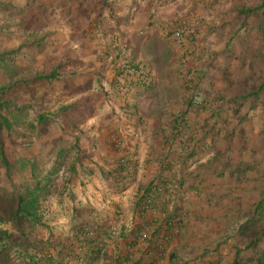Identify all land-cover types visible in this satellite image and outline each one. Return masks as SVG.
<instances>
[{
    "label": "crops",
    "instance_id": "obj_1",
    "mask_svg": "<svg viewBox=\"0 0 264 264\" xmlns=\"http://www.w3.org/2000/svg\"><path fill=\"white\" fill-rule=\"evenodd\" d=\"M108 5L98 12L84 6L77 18L56 20L44 47L26 55L27 65L34 62L37 71L55 74L50 79L54 88L37 89L33 97L20 87V98H28L30 104H50L45 113L59 119L48 120L44 135L30 140L28 154L25 151L19 157L36 159L43 173L53 170L60 149L77 145L79 159L72 173L64 169L58 176H44L55 181L43 203L44 225L28 231V240L20 238L17 246L29 252L50 251L53 261L45 264H67V251L80 247L76 235L83 228L94 231L96 241L83 261L74 264H123L126 257L127 264H215L222 251L220 255L214 252L219 240L212 230L221 226V220L206 218L216 194L229 187L230 174L225 178L211 174L207 162L214 157L224 161L222 153L229 148L230 137L222 122L216 124L211 111L202 108L207 95L197 99L199 108H188L191 94L186 88L189 79L203 76L191 72L200 71L201 50L211 49L208 42L198 40L205 36L201 27L205 29L211 17L221 14L223 6L214 5L211 10L204 0H108ZM171 26L181 31V41L173 40L174 32L167 30ZM123 47L151 75L145 88L128 95L119 91L115 79L122 71L107 61L109 55L117 58ZM22 57L17 63L21 68L27 62ZM195 81L205 87L208 80ZM229 115L221 110V117ZM183 116L187 128L174 138L172 122ZM234 144L239 149L240 144ZM194 149L198 154L186 161V153ZM122 158L137 164L136 173L124 184L111 175ZM168 161L173 162L182 183V192L168 214L177 211L181 227L150 226L152 242L134 243L144 221L136 208L137 192L160 178ZM251 163L245 156L233 161L232 167ZM32 177L0 176V191L13 186L21 191ZM119 216L123 225L118 236L111 238L105 231ZM4 228L17 234L11 225Z\"/></svg>",
    "mask_w": 264,
    "mask_h": 264
},
{
    "label": "rangeland",
    "instance_id": "obj_2",
    "mask_svg": "<svg viewBox=\"0 0 264 264\" xmlns=\"http://www.w3.org/2000/svg\"><path fill=\"white\" fill-rule=\"evenodd\" d=\"M204 1L211 5V10L212 6L221 5L223 11L216 16L212 13L211 16L215 17H211L204 25L205 29L201 27L205 36L198 40L208 42L211 49L201 50V57L198 60L201 64L197 66L200 71L191 72L203 75L197 77L201 80H208L205 87L199 82L202 95L210 93L215 100H223L229 98L231 93L239 95V90H243L242 82L253 78L252 74H264L263 62L256 61L251 64L249 58L242 59L245 47L261 48L264 51V34L259 36L252 29L258 19L248 18L245 27L243 25L245 18L234 10L239 5L257 7L262 0ZM106 5V0H0V89L4 90L0 102L9 104L3 108L1 114L11 118L13 125L11 129L4 128L1 133L7 159L13 168L8 173L0 165V176H31V166L22 168V162L28 160L37 162L36 159L27 155L19 156L25 151L28 154L30 140L39 134L44 135L46 124L38 122L39 116H45L46 123L48 120L59 119L56 115L55 118L54 115L45 113L50 104L46 105L43 101L30 104L28 98L26 101L20 98L22 94L20 87L25 88L26 96L33 97L37 89L54 88L50 79H39L40 76H46L45 69L37 71L34 62L30 66L27 65L29 60L26 55L30 56L32 50L44 47L50 28L56 20L75 19L81 15L84 6L96 8L98 12ZM78 10L81 13H78ZM213 12L215 13L216 9H213ZM167 30L172 34L176 28L171 26ZM23 55L27 62L26 66L21 68L17 63L23 60ZM58 88L59 85H56V89ZM221 110L231 112L229 115L231 120L236 113L235 107L225 101ZM231 125L235 126L232 122ZM261 135H264V109L256 107L249 112L247 120L237 127L235 135L229 136L230 146L222 153L225 156L224 163L244 160L245 156L253 162L252 154L261 150ZM234 142L236 145L240 144L239 149L234 147ZM39 168L43 172L40 165ZM257 177L251 174L249 176L230 174L227 181L229 187L216 194L214 204L208 209L206 219L213 222L221 220V226L212 230V236L218 237L219 240L217 248L214 250V245L208 250H214L219 255L222 251L220 259L215 264H233L238 249L243 250L240 256L243 264H258L261 254L264 253V238L251 249H247L251 240L257 237L258 229L264 227L262 212H259L262 216L258 214L254 223L245 227L243 232L240 231L241 224L252 218L257 202L263 198L264 176Z\"/></svg>",
    "mask_w": 264,
    "mask_h": 264
},
{
    "label": "trees",
    "instance_id": "obj_3",
    "mask_svg": "<svg viewBox=\"0 0 264 264\" xmlns=\"http://www.w3.org/2000/svg\"><path fill=\"white\" fill-rule=\"evenodd\" d=\"M107 5L103 9L109 7L108 0H106ZM236 13L245 18L244 26L247 24V20L250 17H256L258 21L252 27L259 36L264 34V0L257 7H245L236 6L234 8ZM111 17L112 15V10ZM103 12L101 18L103 17ZM246 27V26H245ZM244 48V56L242 59H250L251 64L256 61L264 63V51L261 48L251 49ZM249 55V56H248ZM122 53H119L118 58H121ZM130 63H134L136 59L132 56ZM252 72V70H250ZM254 77L248 81L242 82L243 90H239V95L230 94L229 98H224L223 100H215V98L209 93L206 94L208 97L204 99L201 103L202 108L210 110L212 118H216V124L222 122V129L226 131L228 136L235 135L236 129L242 123H244L249 115V112L256 107H262L264 109V74H252ZM200 76V75H199ZM198 76V77H199ZM55 74H50L46 76H40L39 79H53ZM191 78L189 79L190 85L187 86L186 90L191 94V98L188 101V108H199L197 105V99L202 95L201 86L198 81ZM147 86V85H146ZM145 86V87H146ZM144 87V88H145ZM4 93V90L0 89V96ZM214 93V92H213ZM215 94V93H214ZM212 96V97H211ZM226 102L235 107L236 113L232 120L227 117H221L222 103ZM9 104L5 102H0V165L10 173L12 170V165L7 159L3 142L1 139V133L4 128H12V119L8 116L2 115L1 112L3 108L8 107ZM187 112L184 113L186 115ZM47 119L45 116L41 115L38 118L40 124L46 123ZM231 122L235 124L231 125ZM216 127V125L214 126ZM187 128L186 118L179 117L174 119L172 122V130L174 138L180 136L183 131ZM221 129H219L220 131ZM185 135V134H184ZM41 134L38 135L40 137ZM261 150L255 151L252 155L254 156V161L248 167L240 166L238 169H233L232 163L227 164L221 161L220 158L214 157L207 162L208 172L216 176H225L228 172L231 175L237 176H249L248 173L251 172L253 176H264V135L260 137ZM198 153L196 150L189 151L186 153V161L193 159ZM77 156V157H76ZM79 149L77 145L70 149H60L54 160V168L49 173L41 172L39 165L35 161L22 162V168H27L31 166V176L30 180H26L25 187L23 190L19 191L17 187L13 186L11 189L0 191V264H45L47 262L53 261V254L50 251H46L43 248H38L32 252L21 248L19 245L20 238H25L27 241V232L32 231L36 226L44 225V210L43 203L47 200L51 194L52 186L55 181L52 179H47L44 176H58L62 170L64 173L67 171L72 173L75 171V164L79 159ZM76 158V159H75ZM75 160V162H74ZM74 162V163H73ZM66 164H68L66 166ZM137 164L130 158H122L116 163V167L112 170V177L121 184H124L129 178L133 177L136 173ZM65 176V175H64ZM155 182L151 183L146 187H142L138 190L136 195V208L140 218L143 221V230H149L150 226L161 227L164 226L169 230H174L172 226V221L175 217L181 218L180 226L182 224V216L176 211L172 215H169V204L163 203L162 198L169 191V184L173 178H176L174 171V164L171 161L166 162L162 169V175ZM257 177V178H258ZM124 187V186H122ZM180 188L182 192V183L180 182ZM124 189V188H123ZM263 198L257 202L256 207L253 211V216L251 219L241 224L240 231L249 226L251 223L256 221V217L259 212H262L264 216V184H263ZM174 205V204H173ZM148 212V213H147ZM156 212L157 215H154ZM261 215V214H259ZM261 215V216H262ZM262 216L263 220L264 217ZM11 225L14 232H10L8 229L5 230V226ZM142 231V230H141ZM149 233V232H148ZM105 234L110 237L109 229L105 231ZM140 234L135 237L134 243L139 241ZM152 236L146 240L152 242ZM77 243L80 247L68 250L66 255L67 264H74L73 261L82 262L84 256L89 252L92 243L96 241L95 232L90 230H85L80 228L77 231ZM262 238H264V227L258 229L257 237L253 238L248 244L247 249H251L256 245ZM145 241V242H146ZM72 251L78 252V255L72 254ZM82 252V253H81ZM243 250L238 249L235 260L233 264H243L240 259ZM51 257H49V255ZM40 257V258H39ZM75 258V259H74ZM120 258H118L119 260ZM125 260H129L126 257ZM258 264H264V253L261 254ZM119 263V262H118ZM127 264V263H126Z\"/></svg>",
    "mask_w": 264,
    "mask_h": 264
},
{
    "label": "built area",
    "instance_id": "obj_4",
    "mask_svg": "<svg viewBox=\"0 0 264 264\" xmlns=\"http://www.w3.org/2000/svg\"><path fill=\"white\" fill-rule=\"evenodd\" d=\"M173 40L175 42H179L182 40L181 31L177 30L172 34ZM122 56L121 58H116V55H109L107 57V61L112 65H115L122 71V74L115 77L117 81V85L119 87V91L128 95L133 92L137 88H144L151 81V75L148 73L143 64L139 61H135L133 64L130 63L131 55L127 48L123 47L121 50ZM181 194L180 188V180L179 178H173L171 183L169 184V191L163 195L162 202L169 204V209L173 207V204L178 199ZM148 213V212H147ZM154 215H157L156 212H153ZM181 218L175 217L172 221V226L174 230L179 229ZM123 225V218L119 216L117 220L110 223L109 233L111 238H115L118 236L119 231ZM149 238L148 230L145 229L141 232L139 241L145 242ZM51 257L50 254H48ZM40 258V257H39ZM119 258V257H118ZM125 260V259H124ZM122 261V260H121ZM127 261L123 262L126 264Z\"/></svg>",
    "mask_w": 264,
    "mask_h": 264
}]
</instances>
